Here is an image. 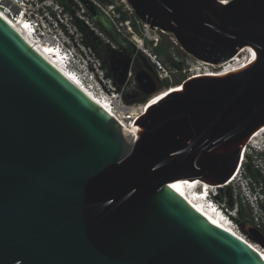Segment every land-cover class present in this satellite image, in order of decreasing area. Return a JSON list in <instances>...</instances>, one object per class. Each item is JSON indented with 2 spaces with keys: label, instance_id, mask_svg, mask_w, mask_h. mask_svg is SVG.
<instances>
[{
  "label": "water",
  "instance_id": "water-1",
  "mask_svg": "<svg viewBox=\"0 0 264 264\" xmlns=\"http://www.w3.org/2000/svg\"><path fill=\"white\" fill-rule=\"evenodd\" d=\"M127 1L198 61L250 48L252 62L169 89L136 120L132 144L0 16V264H264L170 186L225 185L264 129V0ZM137 82L159 93L148 72Z\"/></svg>",
  "mask_w": 264,
  "mask_h": 264
},
{
  "label": "built area",
  "instance_id": "built-area-1",
  "mask_svg": "<svg viewBox=\"0 0 264 264\" xmlns=\"http://www.w3.org/2000/svg\"><path fill=\"white\" fill-rule=\"evenodd\" d=\"M90 1L105 14L124 38L131 36L132 40L129 41L134 44L137 50H141L150 58L155 66L159 82H168L172 84L175 81H173L174 71L180 73L184 72V75L187 76V69L185 70L184 66L182 70L174 69L165 64L158 55L145 47V41L150 40V43L156 47L160 43L163 35H169L174 59L178 64L183 63L184 65V60H182L183 57L180 53L184 55L188 54L184 51L174 35L159 29L154 31L151 30L148 24L136 16L134 9L127 0H104V2L102 0ZM228 3L229 1H223V4ZM0 13L16 26H19L27 32L34 40V43L49 47L54 51L60 58L63 67L73 74L79 83L89 91L92 97L96 98L103 105L102 107L107 109L117 121L122 122L126 126H134L136 120L144 113V105L147 104L145 107L146 110L149 105L147 102L150 98L146 103H128L125 100V95L128 94L127 91L130 88L136 89L138 87V73L133 67V61L126 71L124 86L118 90L113 80L109 78L103 70L100 60H85L81 57L80 50L74 45V43H78L79 41L78 33L74 29L72 20L66 14L59 0H0ZM122 13L127 14V18L124 21L121 19ZM136 37L140 38L142 41L141 44L135 42L134 39ZM107 42L111 44L113 48H116L109 40H107ZM195 61L200 68H212L205 65L206 63L201 64L204 62L196 59ZM194 69L196 70V68ZM194 69H191L190 72L194 71ZM218 73H220V71ZM189 78L191 77L187 76V79ZM261 135L264 137V132ZM263 155V145L257 147L252 145V143H248L242 154L241 169L249 163V160L255 158V161L262 167L264 173V163L262 162ZM240 174L241 171L239 175ZM232 180L221 188L216 187L210 189L214 192V201L208 204V206L213 207L216 211L225 215L229 222L233 224L237 217L235 214L237 208H229L225 203L218 200L219 191L229 188L237 179L234 182H232ZM244 181L249 196L252 195V197L255 198V203L258 204L259 200L257 197L259 193H256V187H251V181L249 179H245ZM203 191L204 193L206 192L205 190ZM204 193L202 195H204Z\"/></svg>",
  "mask_w": 264,
  "mask_h": 264
},
{
  "label": "rangeland",
  "instance_id": "rangeland-1",
  "mask_svg": "<svg viewBox=\"0 0 264 264\" xmlns=\"http://www.w3.org/2000/svg\"><path fill=\"white\" fill-rule=\"evenodd\" d=\"M88 1L91 2L90 0ZM59 2L63 6L66 14L72 20L74 29L78 33L79 41L78 43H74V45L80 50L81 57L85 60H100L103 70L107 76L113 80L116 88L120 90L124 86L126 80L123 79V81H121V78L113 71L110 64L105 61L110 59L102 53V46L96 43V38H100L106 45L111 46V44L107 42V39L104 38V36L99 33V30H97L93 25L86 7L87 2L85 0H59ZM163 36H167L169 38V35ZM127 38L126 40L130 44L134 45L131 41H129L132 40V37L128 36ZM148 41L151 42L150 40ZM180 54L183 57L182 60H184V69H187V76H200L206 73H218L221 71L219 68H200L194 58L182 53ZM242 57L244 58L245 56L243 55ZM116 60H120V58H117ZM194 68H196V70ZM191 69H194V71L190 72ZM184 74V72L180 73L174 71L173 81L176 77L180 78ZM134 90L135 89L130 88L127 92L131 95ZM163 90L164 88H161L159 92ZM252 145L257 147H261L262 145L264 146V137L260 135L252 143ZM262 162L264 163V157ZM256 170L259 174V181L255 185L257 189L256 193H259V196L257 197L259 200L258 204L255 203V198H253L252 195L249 196V193L245 188L246 183L244 181L247 177L251 178V174ZM218 200L225 203L229 208H237V211H235L237 217L235 218V222L232 224L234 229L239 232L244 239L254 244L256 247L264 250V242H262L264 241V173L262 171V167L255 161V158L249 160V163L245 166L244 171L241 172L234 184H232L229 188L219 191ZM240 208L242 210V214L239 213ZM251 231L254 233L256 232L257 235ZM256 238L258 240H256Z\"/></svg>",
  "mask_w": 264,
  "mask_h": 264
},
{
  "label": "bare ground",
  "instance_id": "bare-ground-1",
  "mask_svg": "<svg viewBox=\"0 0 264 264\" xmlns=\"http://www.w3.org/2000/svg\"><path fill=\"white\" fill-rule=\"evenodd\" d=\"M0 16L10 25L14 30L20 34L22 38H24L30 46L39 53L43 58H45L52 66H54L57 70H59L64 76H66L75 86H77L82 92L86 94L90 99L95 101L97 104H99L101 107L103 106L96 98L92 97V95L87 91L76 79V77L68 72L62 65V62L60 61V58L57 56V54L52 51L49 47H44L39 44L34 43V40L28 35L27 32H25L22 28L19 26H16L13 22L9 21L2 13H0ZM135 42L137 44H141L142 41L140 38L136 37ZM245 56L244 58L242 56ZM242 57V58H241ZM253 59L252 51L250 48L243 49L234 59H232L227 63L221 64V65H211V64H205L212 68H221L220 73H208V76H222L225 74H232L236 73L246 67H248ZM175 87L172 86L169 89H174ZM176 88H179L176 87ZM169 89L163 90L159 92L158 94L154 95L150 98V100L147 102L150 104H154L157 102ZM180 90V89H177ZM147 104L144 105L143 112L145 111V107ZM148 105V106H149ZM147 106V107H148ZM103 108V107H102ZM105 111L110 114L112 117L113 115L109 113L107 109ZM121 128L123 129L124 133L130 140L132 144H134L138 137L135 138L134 136V126H126L122 122L117 121ZM264 132V129H262L260 132L255 134L253 138L250 140L249 143H253L262 133ZM241 171H238L237 175H235V178L232 180L234 182L237 177L239 176V173ZM170 186L176 190V192L192 207L194 208L198 213H200L203 217H205L207 220L218 226L219 228L225 230L226 232H229L230 234L242 239L244 242H246L249 246H251L263 259H264V250L261 248L256 247L254 244L250 243L244 237H242L239 232H237L234 229V226L231 222L227 219V217L220 212L216 211L213 207H209L206 202L204 201V191H199V189L204 187L205 191H209L212 188H221L222 186H210L208 184H205L199 180H181L176 181L170 184Z\"/></svg>",
  "mask_w": 264,
  "mask_h": 264
},
{
  "label": "trees",
  "instance_id": "trees-1",
  "mask_svg": "<svg viewBox=\"0 0 264 264\" xmlns=\"http://www.w3.org/2000/svg\"><path fill=\"white\" fill-rule=\"evenodd\" d=\"M85 1L87 2L86 7L95 28L99 30V33L104 36V38L109 40L116 47L113 48L112 45H106L100 38H96V43L102 46V53L108 59H110L105 61L110 64V67H112L113 71L121 78V81H123V77H125L126 71L132 61L133 67L137 73L140 71H146L153 77V79L156 81L158 90L161 88L169 89L172 86L181 84L187 79V76L182 75L180 78L176 77L172 84L168 82H159L155 66L151 62L150 58L141 50H137L134 45L130 44L126 38H124L116 30L115 26L96 5L89 2L88 0ZM102 1L104 2V0ZM126 18L127 14L122 13L121 19L124 21ZM145 47L150 49L154 54L158 55L168 66L174 69L182 70L183 63L178 64L175 61L170 40L167 36H162L160 43L156 47H154L152 43L145 41ZM117 58H120V60H116ZM149 98L150 97L140 90L139 86L132 92L131 95H125V100L128 103H146ZM244 168L245 166L242 167L243 170L241 169V172L244 171ZM246 179L251 181L250 185L252 188L256 187L255 185L259 181L258 171H253L251 178L247 177ZM239 213L242 214L241 208L239 209Z\"/></svg>",
  "mask_w": 264,
  "mask_h": 264
},
{
  "label": "clouds",
  "instance_id": "clouds-1",
  "mask_svg": "<svg viewBox=\"0 0 264 264\" xmlns=\"http://www.w3.org/2000/svg\"><path fill=\"white\" fill-rule=\"evenodd\" d=\"M206 195L209 197V201H207V204H210L212 201H214V192L212 190H209Z\"/></svg>",
  "mask_w": 264,
  "mask_h": 264
}]
</instances>
